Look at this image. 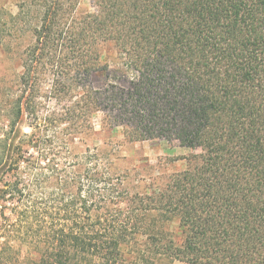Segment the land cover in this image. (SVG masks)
Returning a JSON list of instances; mask_svg holds the SVG:
<instances>
[{
  "label": "trees",
  "instance_id": "obj_1",
  "mask_svg": "<svg viewBox=\"0 0 264 264\" xmlns=\"http://www.w3.org/2000/svg\"><path fill=\"white\" fill-rule=\"evenodd\" d=\"M81 3L23 0L12 16L33 41L2 103L0 264H264V0ZM109 42L121 82L104 86ZM48 94L76 99L66 122L103 113L130 140L194 152L163 186L132 189L97 151H71L70 126L42 120ZM153 212L180 234L145 230Z\"/></svg>",
  "mask_w": 264,
  "mask_h": 264
},
{
  "label": "rangeland",
  "instance_id": "obj_2",
  "mask_svg": "<svg viewBox=\"0 0 264 264\" xmlns=\"http://www.w3.org/2000/svg\"><path fill=\"white\" fill-rule=\"evenodd\" d=\"M22 2L23 0H0V129L7 124V105L2 104L4 94L14 86L16 75L21 71V54L33 41L32 34L20 24V19H12V16L18 15L19 5ZM94 3L95 0H82L80 8L83 11L93 10ZM102 56L110 67V74L108 78H105L106 82L102 80L103 85L121 82L120 67L122 64L114 43L109 42L104 45ZM75 100L58 101L48 94L44 103L39 107V115L42 120L45 117L62 120L63 124L60 123L58 129L70 126L66 137L71 151L75 154H82L87 147L97 151L105 160H109L114 171L125 177L132 189L146 191V188L163 186L170 174L186 167L185 157L194 152L164 137L130 140L125 128H110L109 120L103 113L84 122L79 118L68 119L69 121L66 122L64 119L69 117L66 110L74 105ZM22 127L24 132H32V128L26 122H23ZM147 215L143 223L145 230L157 228L168 234H180L177 220H163L156 212ZM21 252L22 257L26 259L34 257L32 253L30 256L26 246H22ZM157 264L193 263L164 258L158 260Z\"/></svg>",
  "mask_w": 264,
  "mask_h": 264
}]
</instances>
